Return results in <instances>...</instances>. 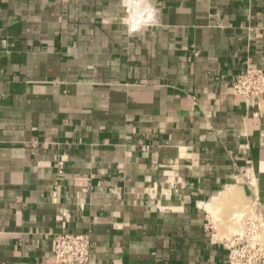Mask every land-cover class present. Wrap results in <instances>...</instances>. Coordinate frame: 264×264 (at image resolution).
<instances>
[{
	"label": "crops",
	"instance_id": "0c3cea01",
	"mask_svg": "<svg viewBox=\"0 0 264 264\" xmlns=\"http://www.w3.org/2000/svg\"><path fill=\"white\" fill-rule=\"evenodd\" d=\"M142 2L0 0V264H55L57 232L89 264H227L264 225V97L230 86L264 69V0H150L129 34Z\"/></svg>",
	"mask_w": 264,
	"mask_h": 264
},
{
	"label": "built area",
	"instance_id": "2783aa9c",
	"mask_svg": "<svg viewBox=\"0 0 264 264\" xmlns=\"http://www.w3.org/2000/svg\"><path fill=\"white\" fill-rule=\"evenodd\" d=\"M238 98L245 102L264 97V69L248 66L231 82ZM64 158L56 159V174L64 172ZM243 229L224 238L227 264H261L264 259V237L258 219H243ZM89 232H57L53 236L52 258L55 264H89Z\"/></svg>",
	"mask_w": 264,
	"mask_h": 264
},
{
	"label": "clouds",
	"instance_id": "9594fccd",
	"mask_svg": "<svg viewBox=\"0 0 264 264\" xmlns=\"http://www.w3.org/2000/svg\"><path fill=\"white\" fill-rule=\"evenodd\" d=\"M125 3V7H127ZM158 10L150 2L143 0L141 4L133 5L130 13L122 21L128 28L129 34L138 33L157 22Z\"/></svg>",
	"mask_w": 264,
	"mask_h": 264
},
{
	"label": "rangeland",
	"instance_id": "374dc122",
	"mask_svg": "<svg viewBox=\"0 0 264 264\" xmlns=\"http://www.w3.org/2000/svg\"><path fill=\"white\" fill-rule=\"evenodd\" d=\"M242 212H243V211H242ZM242 212H241V213H242ZM241 213H240L239 211H238V212H237V211L234 212V216H235V218H236V219H237V218L239 219V218L242 216ZM244 216H246V215H244ZM248 216H249V217H252V218L255 217L253 214H249ZM245 218H246V217H245ZM245 218H244V219H245ZM243 221H244V220H241L240 224L238 223L239 225L237 226V228L233 229L232 231H233V232L241 231V230L243 229ZM263 229H264V225L262 224V230H263Z\"/></svg>",
	"mask_w": 264,
	"mask_h": 264
}]
</instances>
